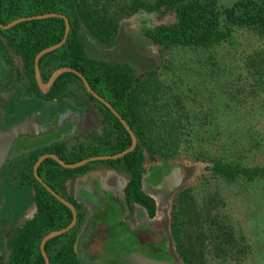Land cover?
<instances>
[{"label": "trees", "instance_id": "trees-1", "mask_svg": "<svg viewBox=\"0 0 264 264\" xmlns=\"http://www.w3.org/2000/svg\"><path fill=\"white\" fill-rule=\"evenodd\" d=\"M141 12L154 19L145 34L158 48H212L232 36V27L246 28L264 38V0H0V23L4 25L19 17L45 13H58L68 18L70 29L63 45L38 61L41 80L47 82L58 68H74L126 121L135 135V148L121 158L101 161L110 163L109 168H115L126 177L125 204L130 213L138 204L149 218H153L156 203L145 193L141 182L150 162L183 167L177 157V146L189 119L182 100L172 95L180 112L171 110L168 102L162 107L163 114L158 109L151 112L143 94L147 89L150 91L155 69L136 70L126 63L92 57L86 51L89 44L110 48L127 19ZM64 32L62 17L28 20L6 30L0 29V108L3 94L16 88H21L17 97L75 101L83 98L98 112L102 130L91 142L64 140L32 151L22 169L33 191L32 214L6 241L4 250L0 251V264H44L40 250L42 238L71 222V210L47 191L33 174V164L40 155L54 153L66 163H75L91 156L119 153L131 144V137L119 119L85 89L76 74L62 73L47 92L40 91L34 77V58L42 49L58 43ZM245 65L264 84V47L246 58ZM190 162L187 168L197 175L195 181L198 178L264 181V165L250 167L218 157L195 158ZM88 165L70 169L46 158L37 168L42 180L72 203L77 212L72 229L45 243L49 264H102L83 260L76 251L78 229L88 215L68 188L78 175L89 170ZM170 199L167 210L170 244L163 249L165 257L174 264H206L209 254L214 259H233L240 264L246 246L231 225L219 217L216 208L222 200L217 193L199 204L192 186L187 183L170 195Z\"/></svg>", "mask_w": 264, "mask_h": 264}, {"label": "rangeland", "instance_id": "rangeland-1", "mask_svg": "<svg viewBox=\"0 0 264 264\" xmlns=\"http://www.w3.org/2000/svg\"><path fill=\"white\" fill-rule=\"evenodd\" d=\"M153 22L148 13H136L127 19L114 45L103 48L89 44L86 51L92 57L126 63L136 70L155 69L150 91L145 89L143 94L151 112L158 109L163 114L165 102L170 103L171 110L180 112L172 95L182 100L189 124L176 148L180 164L185 168L192 163L190 161L202 157H218L250 167L264 165V84L245 65L246 58L264 47V38L246 28L232 27V36L212 48H158L145 34ZM13 90L3 94L0 131L31 117L38 118L47 127L54 126L58 114L78 107L69 98L17 97L21 88ZM73 134L67 126L15 141L9 158L0 167V251L4 250L15 229L32 214L33 191L22 170L32 151L52 142L69 141ZM152 164L164 166L165 163ZM87 167V172L92 174L84 178L80 197L92 209L78 229V256L102 264H127L121 257L133 250L148 258L164 257L163 249L170 244L166 215L162 216L161 233L156 236L154 227L146 224L153 218L145 214L132 218L122 199L120 186L105 185L104 189L100 186L104 182L97 172L111 167L110 163L91 161ZM83 176L78 175L81 179ZM196 176L189 168L183 186L187 183L192 186L199 204H203L209 195L218 194L222 200L216 208L219 217L231 225L246 246L240 264H264V181H228L224 178H198L195 181ZM93 182L98 187L95 190L89 188ZM145 193L154 201L166 198V194L154 186L145 189ZM170 200L169 197L164 204L165 213ZM206 264L238 262L214 259L208 254Z\"/></svg>", "mask_w": 264, "mask_h": 264}, {"label": "water", "instance_id": "water-1", "mask_svg": "<svg viewBox=\"0 0 264 264\" xmlns=\"http://www.w3.org/2000/svg\"><path fill=\"white\" fill-rule=\"evenodd\" d=\"M50 17H62L65 22V32L63 35V38L56 44L50 45L41 51H39L35 58H34V77L36 80V83L40 89L41 92H47L55 79L61 75L62 73L65 72H72L76 74L81 81L83 82V85L85 89L93 95L96 99H98L100 102H102L110 111L119 119V121L122 123L124 128L127 130L131 137V144L129 147L124 149L123 151L113 154V155H98V156H91L84 158L80 161H77L75 163H66L64 162L59 156H57L54 153H44L40 155L35 163L33 164V174L35 178L49 191L57 200H59L61 203L66 205L72 212V219L71 222L64 228L58 229V230H53L47 233L41 240L40 242V250L44 258V264H49V258L45 252L44 245L45 243L60 234H63L65 232H68L70 229L74 227L77 221V213L75 210V207L73 204H71L69 201H67L65 198L61 197L59 194H57L53 189H51L43 180L42 178L38 175L37 173V168L40 165V163L46 159V158H52L56 162H58L61 166L65 168H77L80 167L88 162L91 161H96V160H115L118 158L123 157L130 151H132L135 146H136V138L126 121L121 117V115L114 109V107L107 101L105 100L102 96H100L98 93L93 91L88 84L86 78L80 73L79 71L75 70L74 68L70 67H61L56 69L55 71L52 72L51 76L49 77L47 82H42L41 76H40V71H39V66H38V61L39 59L45 55L48 52H51L57 48H59L63 43L65 42L67 35L69 33L70 25H69V20L65 15L58 14V13H45L41 15H34V16H27V17H19L17 19H14L7 24H1L0 23V29L6 30L9 29L13 26H15L18 23L25 22L28 20H35V19H44V18H50ZM12 92V91H11ZM9 92V93H11ZM63 122H59L57 125L47 127L43 125L37 118L31 117L26 120H23L19 123H16L12 126H10L8 129L0 131V167L1 165L9 158V155L13 149V145L15 141L20 138V137H35V136H40L43 134H46L51 131H57L61 126ZM182 180V176L179 174H173L169 175V173H164L162 180L160 183H158L155 188L157 189H163L166 192L171 191V187H176ZM121 259L126 262L127 264H171L167 260H162V259H152L148 258L142 254H140L138 251H131L129 254L124 255L121 257Z\"/></svg>", "mask_w": 264, "mask_h": 264}, {"label": "flooded vegetation", "instance_id": "flooded-vegetation-1", "mask_svg": "<svg viewBox=\"0 0 264 264\" xmlns=\"http://www.w3.org/2000/svg\"><path fill=\"white\" fill-rule=\"evenodd\" d=\"M71 100L78 107H76L75 109H72V110H64L63 112H61V114H58L56 117V122L54 124L57 125L60 121L63 122L62 126L58 130H61L63 127L68 126V129H70V131L74 132L73 136L68 138L71 141L75 140V139L76 140L79 139V141H82V142L83 141L91 142L92 138L95 135H99L101 133L102 126H101L100 116H99L98 112L95 110V107L92 104H89L83 98L78 99L79 101H75L73 99H71ZM77 102H80V104H78ZM80 114L82 115V117L78 119ZM152 163H158V162H152ZM149 168H151V169L149 170ZM152 168H154V169H152ZM107 170L110 171V174H113V175L115 174V175L120 176V172L118 170H116L115 168H107ZM164 173H169V175L179 174L182 176V180L176 187H173V188L171 187L170 188L171 191H169V192H166L165 190L161 189V191H163L166 194V196H165L166 198L163 197L160 199H156V201H155V203H156L155 216L153 217L152 220H148V222L146 224L154 227L155 233L157 234L156 236H158V234L161 233L160 229L163 226L162 223H164V221H162L163 214L166 215V221H168V215H167V213H165L164 204L168 202L167 200L170 197V195L175 193L183 185L184 180H186V178L188 176V169L185 168L184 166L183 167L182 166H180V167L169 166V165L168 166H160V165H156V164L146 166V171L143 174V179L141 182L144 191H145V189L151 188L152 186L155 187L156 184L161 182ZM110 181L111 180H108L107 182H105V185L110 186ZM119 181L120 182H117L114 187L120 186L122 199L125 202V187L127 185V179L124 175H122V176H120ZM152 181H154V183H152ZM100 186H102L103 189L105 188L104 185L100 184ZM70 193H72V192H70ZM72 195H73L74 199L77 202H80L83 205V207L86 209V215H89V213L91 212V209H92L91 205L89 203H87L82 198H76L74 193H72ZM144 214L147 215L143 209H141L139 206H135V210L132 213V216H133L132 218H134L136 216H142ZM166 225H167V223H166ZM161 259L167 260L171 264H174L171 259H168L165 256L162 257Z\"/></svg>", "mask_w": 264, "mask_h": 264}, {"label": "crops", "instance_id": "crops-1", "mask_svg": "<svg viewBox=\"0 0 264 264\" xmlns=\"http://www.w3.org/2000/svg\"><path fill=\"white\" fill-rule=\"evenodd\" d=\"M81 117H82V115L80 114L78 119L81 118ZM97 173H99L100 176H102V181L104 182V186H105V182H107L108 180H111L110 181V186H113V187L116 185L117 182H120L119 181L120 176L119 175H115V174L114 175L110 174V171H108L107 169H101ZM91 174H92V172H87V173L83 174L84 176L82 175L83 176L82 179L80 177H77L74 181L69 183L70 185H69L68 190H70L72 193H74L76 198H81L80 197V191H82V189L84 188L83 180H84V178L89 177ZM95 179L97 180V179H99V177H96ZM94 184H96V183L95 182H93V184L90 183L89 184V188H92L94 190L97 189L98 188L97 185H94Z\"/></svg>", "mask_w": 264, "mask_h": 264}]
</instances>
